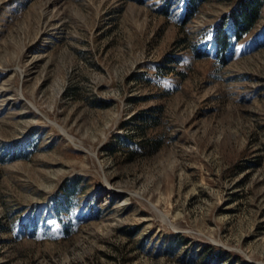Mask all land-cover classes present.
Segmentation results:
<instances>
[{"label":"rangeland","instance_id":"1","mask_svg":"<svg viewBox=\"0 0 264 264\" xmlns=\"http://www.w3.org/2000/svg\"><path fill=\"white\" fill-rule=\"evenodd\" d=\"M239 2L0 0V264H264V3L214 43Z\"/></svg>","mask_w":264,"mask_h":264},{"label":"trees","instance_id":"2","mask_svg":"<svg viewBox=\"0 0 264 264\" xmlns=\"http://www.w3.org/2000/svg\"><path fill=\"white\" fill-rule=\"evenodd\" d=\"M199 3H201V0H186L184 10L181 14L182 24H186L189 20L194 18ZM263 3L264 0H240L238 8L232 15L231 31L225 34L219 32L218 35H215L214 43L218 51L227 50L231 40H239L252 29L259 17V12ZM142 144L143 143H141L140 146H142ZM153 146L154 149H151V151L156 150L160 146V140L156 141ZM64 194H66L64 195L66 198L68 193L64 192ZM215 248L220 250L217 247Z\"/></svg>","mask_w":264,"mask_h":264}]
</instances>
